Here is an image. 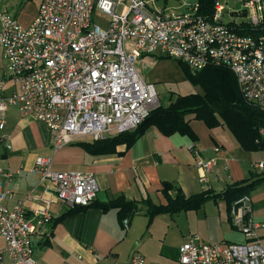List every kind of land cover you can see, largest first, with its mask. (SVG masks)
<instances>
[{
    "label": "built area",
    "instance_id": "built-area-1",
    "mask_svg": "<svg viewBox=\"0 0 264 264\" xmlns=\"http://www.w3.org/2000/svg\"><path fill=\"white\" fill-rule=\"evenodd\" d=\"M243 10L232 11L224 23L199 14L197 0H181L185 12L169 15L158 0H42L27 25L0 14V47L7 70L0 80V130L9 107H16L48 127L55 152L80 141L95 142L136 130L160 105L153 84L137 64L159 53L185 64L192 72L208 66L232 71L246 101L264 112V0H240ZM104 21L96 22L94 14ZM264 134V131H261ZM0 141L10 150L8 137ZM199 170L211 172L217 160L199 157ZM216 153L219 149H214ZM254 169L263 171L264 162ZM35 171L54 187L68 209L88 207L99 187L93 174L57 172L51 158L38 157ZM15 172L0 168V264H36L34 237L52 219L46 213L26 212L20 202L5 205L13 193L2 179ZM201 181L207 183L204 176ZM231 227L245 237L241 244L202 243L191 237L179 248L178 264H264L260 232L264 223L254 215L251 195L235 201L228 213ZM129 220L123 229L128 230ZM133 252L130 264H144Z\"/></svg>",
    "mask_w": 264,
    "mask_h": 264
},
{
    "label": "crops",
    "instance_id": "crops-1",
    "mask_svg": "<svg viewBox=\"0 0 264 264\" xmlns=\"http://www.w3.org/2000/svg\"><path fill=\"white\" fill-rule=\"evenodd\" d=\"M37 12L38 8L22 24L31 23ZM191 126L199 139L195 143L199 157L206 161L217 160V167L211 172L204 173L196 166L197 157L189 150L192 144L189 138L166 137L155 127L146 130L130 150L119 147L118 151L124 152L122 155L91 156L76 145L90 142L86 140L55 152L48 127L23 116L16 107H9L0 137H8L10 150L0 141V168L12 170L15 177L10 182L2 179L3 188L13 193L5 205L11 208L21 202L29 216L39 212L52 219L34 237L36 264H130L133 252L144 258V264H164L165 256L177 261L180 246L167 239L156 240L153 232L150 242L142 244V232L148 220L144 212L130 222L127 231L118 222L116 210L104 213L96 206L77 209L55 224L70 209L58 200L52 183L44 181L35 171V164L38 157L51 158L54 171L93 174L99 187L95 204L108 203L123 195L130 201L150 198L155 204L164 205L166 200L161 193L164 182L180 187L187 196L207 190L219 193L233 183L230 172L237 145L221 127L210 130L197 121ZM204 176L207 183L201 181ZM219 208L224 211L220 216L229 222L226 204L219 202ZM152 230L155 231L154 226ZM3 247L4 244L0 250ZM2 264L12 263L6 259Z\"/></svg>",
    "mask_w": 264,
    "mask_h": 264
},
{
    "label": "trees",
    "instance_id": "trees-1",
    "mask_svg": "<svg viewBox=\"0 0 264 264\" xmlns=\"http://www.w3.org/2000/svg\"><path fill=\"white\" fill-rule=\"evenodd\" d=\"M181 0H158L167 5L169 2L179 3ZM199 14L213 19L219 0H197ZM185 78L194 87H200L202 94L178 96L167 107L160 106L153 110L149 117L134 131L108 137L95 142L76 144L91 156L122 155L119 147L130 150L145 134L146 130L155 127L166 137L180 135L187 137L192 144L198 142V136L192 129L193 121L202 122L212 130L223 128L233 138L235 144L245 153L264 152V112L246 101L237 84L235 74L221 66H208L202 71L192 72L185 64L178 62ZM264 185V173L250 172V178L227 184L219 193L207 190L196 195L187 196L182 189L173 183L164 182L161 193L166 200L164 205L155 204L150 198L141 201H130L120 195L108 203L95 204L88 207H76L68 210L58 218L55 224L81 209L96 206L104 213L116 210L118 222L123 228L124 220L131 222L139 213L144 212L148 219L147 231L154 219L161 215H176L182 212H198L213 201H223L227 212L232 204L245 195H251ZM52 222V221H51ZM233 229V228H232ZM176 259V258H175Z\"/></svg>",
    "mask_w": 264,
    "mask_h": 264
},
{
    "label": "rangeland",
    "instance_id": "rangeland-1",
    "mask_svg": "<svg viewBox=\"0 0 264 264\" xmlns=\"http://www.w3.org/2000/svg\"><path fill=\"white\" fill-rule=\"evenodd\" d=\"M42 0H0V14L7 13L10 16L19 19L22 24L26 19L31 17L37 8H39ZM156 6L160 10L166 11L169 15H177L185 12L179 4L169 2L167 5L159 2ZM243 3L240 0H219L217 10L218 17L224 22L232 21L229 13L232 11L243 10ZM94 19L96 22L104 21L100 14L95 13ZM26 25V24H23ZM137 69L143 79L155 86L159 95L160 105L167 107L178 96L190 94H202L200 87L191 85L179 66L178 62L167 58L159 53L147 56L137 64ZM7 70V63L3 57V51L0 47V77ZM160 107V106H159ZM201 127H205L202 122H198ZM235 143V142H234ZM233 163L231 174L233 175V183L250 178V172L256 174L264 173L254 169L256 161L264 162L263 153H245L237 146V151L232 154ZM254 203L255 218L264 223V185L260 186L251 194ZM223 205L225 203L220 201ZM224 213L219 208V202H208L204 208L198 212H182L176 215H161L154 219L149 231L147 228L142 232V244L150 242V234H155L156 240L167 239L168 242L182 246L191 237H199L202 243L216 244L220 242L241 244L245 243V237L232 229L230 222L225 221L220 214ZM229 218V217H228ZM148 224V220H146ZM154 226V230H152ZM147 227V226H146ZM127 231V230H125ZM261 243L264 246V229L260 232ZM135 241L132 247L138 242ZM3 240L0 239V246L3 245ZM131 247V248H132ZM179 247V248H180ZM167 249V248H164ZM37 250V248H35ZM167 262L164 264H178L173 258L165 256Z\"/></svg>",
    "mask_w": 264,
    "mask_h": 264
}]
</instances>
